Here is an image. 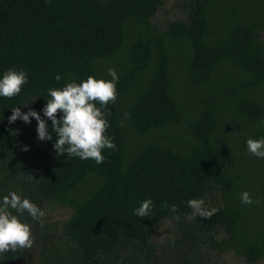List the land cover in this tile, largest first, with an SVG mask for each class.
<instances>
[{
    "label": "trees",
    "instance_id": "1",
    "mask_svg": "<svg viewBox=\"0 0 264 264\" xmlns=\"http://www.w3.org/2000/svg\"><path fill=\"white\" fill-rule=\"evenodd\" d=\"M183 1V17L161 27L153 19L166 0H0V72L29 75L19 95L0 97V195L71 210L61 231L29 218L37 264L264 260V159L245 150L247 137L264 136V0ZM109 68L119 75L106 108L116 148L101 164L57 156L54 134L41 141L36 124L8 122L11 107L39 112L49 87ZM209 194L218 199L205 207L218 211L194 216L186 201ZM147 197L152 214L134 215ZM169 219L173 234L156 243ZM5 255L0 264L24 249Z\"/></svg>",
    "mask_w": 264,
    "mask_h": 264
},
{
    "label": "clouds",
    "instance_id": "2",
    "mask_svg": "<svg viewBox=\"0 0 264 264\" xmlns=\"http://www.w3.org/2000/svg\"><path fill=\"white\" fill-rule=\"evenodd\" d=\"M28 79V72L23 68L10 67L3 70L0 72V97L19 95ZM55 79L61 80V75L57 73ZM118 81L119 75L114 68L107 70L106 77L88 75L79 81L66 79L62 86L47 89L48 98H44L46 103L39 112L30 107L22 111L30 102L14 106L10 108L8 122L14 123L20 119L24 123H31L34 118L39 140L51 141L55 135L52 147L57 156L67 154L69 157L91 159L101 164L105 159L103 150L116 148L112 137L107 134L110 122L106 117V108L116 99ZM261 124L264 125V121ZM245 146L246 152L264 159V136L247 137ZM24 150H28L27 145ZM240 200L246 205L254 202L247 190L240 193ZM186 203L193 210L194 216L209 218L218 211L215 207H205L203 198H190ZM164 204L167 206L166 201ZM153 208L152 198L147 197L132 212L138 217L147 218ZM175 208L176 205L172 204L171 210ZM44 216V209L18 190L10 188L0 195V262L5 260L8 252L16 253L32 247L33 232L29 218L42 224Z\"/></svg>",
    "mask_w": 264,
    "mask_h": 264
},
{
    "label": "rangeland",
    "instance_id": "3",
    "mask_svg": "<svg viewBox=\"0 0 264 264\" xmlns=\"http://www.w3.org/2000/svg\"><path fill=\"white\" fill-rule=\"evenodd\" d=\"M184 14V1L183 0H166L165 4L161 7V9L157 12L156 16L154 17V21L158 23L159 26L165 27L171 20L181 18ZM34 108L32 103H29L26 107H24L23 111H27L28 108ZM36 110V109H35ZM42 115V113H41ZM47 119V118H45ZM48 123L50 124L51 121L49 120ZM27 124H36L34 118H32L31 123ZM218 196L209 194L206 198H204V206L211 205L216 203ZM53 208L52 205L47 206L45 211V216L42 218L43 223L41 224L38 221H34L39 228H43L44 226L50 227L53 226V223H59L58 228L61 231L62 223L67 220L71 214V210L69 208H60L55 207ZM192 215L188 218L190 219ZM175 224L173 220H167L166 224L162 226L153 236V240L156 243H162V241L168 240L171 235L173 234V225ZM33 229V228H32ZM54 230L50 231L53 233ZM42 240H40V236L37 233H33V245L29 249H24V256L22 258L15 260V261H8L3 264H37V255L33 249H36V244L40 245ZM55 241V239H54ZM212 263L215 264H250L248 263L244 257L237 256L233 252H225V253H216L212 252ZM256 264H264V260L256 263Z\"/></svg>",
    "mask_w": 264,
    "mask_h": 264
}]
</instances>
